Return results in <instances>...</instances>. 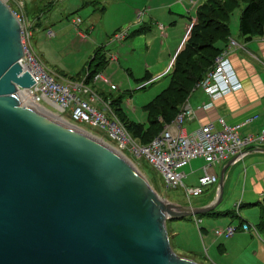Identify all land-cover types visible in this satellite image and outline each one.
<instances>
[{
    "label": "water",
    "instance_id": "1",
    "mask_svg": "<svg viewBox=\"0 0 264 264\" xmlns=\"http://www.w3.org/2000/svg\"><path fill=\"white\" fill-rule=\"evenodd\" d=\"M22 56L0 0V264H200L174 252L167 222L214 210L237 157L210 203L161 198L109 143L24 100Z\"/></svg>",
    "mask_w": 264,
    "mask_h": 264
},
{
    "label": "rangeland",
    "instance_id": "2",
    "mask_svg": "<svg viewBox=\"0 0 264 264\" xmlns=\"http://www.w3.org/2000/svg\"><path fill=\"white\" fill-rule=\"evenodd\" d=\"M86 1L88 0H5L11 11L22 17V25L29 28L31 33L29 38L30 45L33 52L47 71L56 78L62 77L76 80H82L87 74H89L87 77V83L95 88L99 87L97 91L102 93L101 96L104 99H118L117 103H114V105L112 104L111 109L123 123L131 138L136 143L140 144V141H145L148 137L151 138L156 129L160 128V124L156 122L154 123L151 118L148 120L146 106L149 105V103L169 84V76H167V74L174 69V59L177 53L183 48V44L190 34L191 27L196 23L204 24L209 22L208 20L212 16L213 18L221 17V12H214V8L217 9L219 3H222L227 9L233 6H238V8L232 10L229 15V27L232 31L239 25L241 7L251 0H214L208 3L205 9H202V16H197L196 12L191 15L193 18L189 16L188 21L191 25V27L189 26L190 30L186 34L189 24L184 26L180 38V45L174 53L169 51L170 55L173 53L169 62H167L166 57L168 52L166 53L165 50V53H162L159 44L160 40H163V37L164 39L166 37L164 36L166 35L164 23L161 22V24H157L158 30L155 29L154 32L156 40L152 41L149 54H146L142 47L137 45L132 47L130 45L131 41L129 38L131 39V35H129L128 38H125L128 34L125 32H129L133 29L129 27V21L132 22L135 19L132 8H142L140 2L143 3V0H122V4L108 5L103 10H101L103 8L101 6L104 5L103 3L93 2V4L86 5ZM174 1L175 0H149L152 5L160 3L174 4ZM184 6H186L185 0ZM173 9L177 12L178 9H180L179 5H174L172 10ZM262 10L264 11V4ZM92 11L96 12V14L91 15ZM211 13L212 16L210 15ZM114 32L118 34L123 33L120 34L121 37L118 36L120 40H114L116 39ZM195 32L196 34H201L204 31L197 28ZM205 32L208 31L206 30ZM200 40L202 41V37H199V39L193 37L189 44H199V42H201ZM227 45L226 46L229 48L237 46L234 41L229 42ZM226 46L223 50H226ZM104 47H106L107 50H104L108 51L109 57L105 55L106 68L103 67L101 70L108 75L111 78V81H113L118 87L116 90H111L108 85L100 86L99 83L91 84L92 71L97 69L95 65L96 60H91L92 53H95V50L97 52ZM200 48H202L201 53L197 51L192 57H190L191 60H199L197 58L198 56H207L210 54L203 49L204 45ZM189 52L190 49L187 47L177 59L175 63L176 68L183 64ZM115 53L118 54L116 55ZM215 60L216 57L214 58L212 66L208 67L202 75L203 77L213 69ZM147 77H149V83L143 86L144 88L138 89L139 85L143 83L144 79ZM174 77L176 78V75ZM196 89L198 88L192 86L190 88V93ZM196 91V93L202 92L201 89ZM168 94L170 95V93ZM172 96L176 97V94L174 93ZM185 96L186 95L183 96L184 98H182V101L185 99ZM29 101H31V99ZM185 104L189 105L187 98L182 104H180L179 112L176 115L175 111H169V114H174L176 118ZM46 106L49 108V111L57 116L55 107L48 104ZM190 108L193 110L191 106ZM107 114H109L108 111ZM63 116L64 117L61 118L63 121L94 134L116 149V142L108 138L102 131L89 124L74 121L71 118L69 108L63 112ZM252 119L253 118H249L248 122ZM131 120L142 123V126L128 129L127 125L130 124ZM123 152L126 153L124 156L135 167V170L144 179L148 188L157 196L170 202L180 204L202 203L208 199L207 197L210 195V187H207L201 195L191 196L188 199L183 186L166 188L162 177L151 167L145 156L138 159L136 156L129 153L126 148L123 149ZM193 161L194 160H191L183 169L188 174V177L183 180L184 186L191 187L195 184L194 181L197 174L194 170H196V165L194 163L190 166ZM218 208H224V203H221ZM192 217L193 216H189L186 218ZM186 218L180 219V221L176 220L167 222L168 231H179L181 237L185 239L186 243L190 244L191 248L194 247V251L200 252L201 256L208 260V254L205 252L206 248L202 243V238L199 235L197 228L192 224L190 225V221ZM227 219L229 220V217H227ZM233 221L235 224L238 222L237 219H234ZM243 225L245 224H242L241 227ZM251 229L254 230L253 227H251ZM172 248L175 253L181 256L187 255L185 257L191 258L186 252H184V250H182V248H174L173 246ZM198 263L201 264L202 262ZM204 264L209 263L204 262Z\"/></svg>",
    "mask_w": 264,
    "mask_h": 264
},
{
    "label": "crops",
    "instance_id": "3",
    "mask_svg": "<svg viewBox=\"0 0 264 264\" xmlns=\"http://www.w3.org/2000/svg\"><path fill=\"white\" fill-rule=\"evenodd\" d=\"M206 1L185 0L186 6H184V0H175L174 4L160 3L157 5H152L149 0H143V3L140 2L142 8H132L135 19L132 22L129 21V27L133 29L126 32L128 34L125 38L131 35V39L129 38L130 45L142 47L144 52L149 54L152 41L156 40L154 32L157 29V24L164 23L166 34L164 36L166 37L164 39L162 36L163 40H160L159 44L162 53H165V50L166 53L168 52L166 57L167 62H169L174 51L180 45L184 26L189 24V16L195 14L196 10ZM93 2L103 3L101 10L108 5L123 3L122 0H88L86 5L93 4ZM174 5H179L180 9L177 12L172 10ZM95 14L96 12L92 11L91 15ZM231 41H234L237 46L227 47ZM216 46L223 48L226 46V55L241 82V87L215 100H211L204 91H202L203 93H196L198 90L196 89L191 92L187 101L189 106L193 108L194 115L185 122L184 127L191 131L206 123H212L215 128L220 129V119L227 125H239L249 118H253L240 127L241 134H257L264 131V32L247 39L240 35L238 25L236 29L230 30L226 43L217 42ZM104 49L106 47L97 52L95 50L91 60H96L102 54L109 57L107 49ZM169 51L173 53L170 55ZM98 72L104 73L101 69ZM87 77L84 78L85 82H87ZM111 82L113 83V81ZM96 83H99L100 86H107V84L91 79V84ZM91 87L95 91L99 88ZM97 93L99 92L97 91ZM208 103L211 105L203 107ZM245 151L242 156L233 160L225 170L222 199L218 204L219 206L224 203V208L217 206L210 212L186 218L190 221V225L192 224L197 228L206 248L208 260L202 257L200 252L194 251V247L191 248L190 244L186 243L179 231H168L172 246L182 248L188 256L195 261L202 262L201 264L204 262L209 264H264V228L259 227L260 208L264 205V144L247 147ZM231 159L216 164L210 169L212 173L217 175V182L209 186L210 195L207 200L202 203H191L192 205L202 206L215 198L221 169ZM192 160L194 161L190 166L194 163L196 165L194 171L197 175L193 185L195 186L197 185V178L203 173L202 168L207 164V160L202 157ZM185 176L184 179L188 177L186 171ZM234 219L238 220L236 224ZM242 224H247L250 229L243 230ZM230 226L237 227L231 237L215 235L216 229H225Z\"/></svg>",
    "mask_w": 264,
    "mask_h": 264
},
{
    "label": "built area",
    "instance_id": "4",
    "mask_svg": "<svg viewBox=\"0 0 264 264\" xmlns=\"http://www.w3.org/2000/svg\"><path fill=\"white\" fill-rule=\"evenodd\" d=\"M13 14L21 24L23 56L19 63L22 71L29 72L35 81L30 90L35 96L34 103L46 110H49L47 104L55 107L56 114L60 118L64 117L63 112L69 108L74 121L89 124L102 131L116 142V150L123 156L126 154L123 152L124 148L138 159L145 156L151 167L162 177L166 188L183 186L188 199L191 196H199L207 187L217 182V175L210 171L214 165L221 164L229 158H239L245 153L247 147L264 144V131L257 134H241L240 127L248 120L239 125H227L220 119V129L215 128L212 123H206L191 131L186 130L185 122L193 117V110L188 104H185L174 120L164 125L150 143L145 145L136 143L111 109L112 100L104 99L85 82V79L77 81L56 78L47 71L30 45L29 28L22 25L21 16ZM189 26L191 25H188L186 34L190 30ZM120 34L123 33L114 34L115 41L120 40L118 38ZM226 54L227 50L220 52L216 56L213 69L194 86L204 91L211 100L241 87V82ZM92 80L107 84L111 90L118 89L104 73L93 74ZM147 83L149 80L141 83L138 89ZM210 105L211 103H208L203 107ZM198 157L207 160V164L202 168L203 173L198 177L197 185L184 186L183 180L186 176L183 168L192 159ZM242 229L250 228L245 224ZM236 230L237 227L230 226L225 229H216L215 234L231 237Z\"/></svg>",
    "mask_w": 264,
    "mask_h": 264
},
{
    "label": "trees",
    "instance_id": "5",
    "mask_svg": "<svg viewBox=\"0 0 264 264\" xmlns=\"http://www.w3.org/2000/svg\"><path fill=\"white\" fill-rule=\"evenodd\" d=\"M211 1L214 0H207L196 10L197 16H202V9H205ZM263 4L264 0H251L246 5L241 7L239 15V33L241 36L250 39L264 32ZM236 8H238V6H233L227 9L224 7V4L219 3L218 8H214V12H221V17L213 18L211 13L210 15L212 17L208 20L209 22L204 24L196 23L191 27L190 34L186 38L183 48L177 53L174 59V69L167 74V76H169V84L155 97V99L149 103V105L146 106L148 120L151 118L154 123L156 122L160 124V128L156 129L151 138L148 137L145 141H140L141 145L148 144L152 138L163 129L165 124L170 123L175 118V115L179 112L180 104H182L186 100V96L189 95L190 88L195 86L194 84H196L203 77L202 75L208 67L212 66L214 58L224 49L223 47L216 46V43H226L228 41L230 34L229 15L230 12ZM197 28L203 30L204 32L196 34L195 31ZM206 30L208 32H205ZM193 37H196L197 39L202 37V41L200 40L201 42L196 45L192 43L189 44ZM202 45H204L203 49L208 51L210 54L207 56H198L197 58L199 60H191L190 57H192L197 51L201 53L202 48L200 47ZM187 47L190 49L187 58L180 67L176 68L175 63L177 59L187 49ZM105 64L106 56L104 54L98 56L95 63L97 69L92 71V75L100 71ZM175 75L176 78L174 77ZM147 80H149V77L144 79V82ZM168 93H170V95ZM174 93L176 94V97L172 96ZM184 95L186 96L182 101ZM117 100H112V104L114 105V103H117ZM169 111H175V115H170ZM141 124L142 123L135 120H131L129 125L126 123L128 129L132 127H140L142 126ZM259 227L264 228V205L260 208Z\"/></svg>",
    "mask_w": 264,
    "mask_h": 264
},
{
    "label": "bare ground",
    "instance_id": "6",
    "mask_svg": "<svg viewBox=\"0 0 264 264\" xmlns=\"http://www.w3.org/2000/svg\"><path fill=\"white\" fill-rule=\"evenodd\" d=\"M20 92H21V94H22V96H23V98H24V100H30L31 99V102L34 100V98H35V96L30 92V90H28V89H20L19 90ZM24 91V92H23ZM26 98H25V97ZM33 96H34V98H33ZM32 103H34V101L32 102ZM35 104V103H34ZM37 105V104H36ZM37 106H40V105H37ZM43 109V108H42ZM49 111V110H48ZM48 113H50V114H52V115H54V116H56L55 114H53L51 111H49ZM56 117H58V116H56ZM58 118H60V117H58ZM61 119V118H60ZM62 120V119H61Z\"/></svg>",
    "mask_w": 264,
    "mask_h": 264
}]
</instances>
